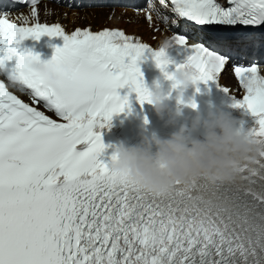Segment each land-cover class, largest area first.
Here are the masks:
<instances>
[{
    "label": "snow or ice",
    "instance_id": "obj_1",
    "mask_svg": "<svg viewBox=\"0 0 264 264\" xmlns=\"http://www.w3.org/2000/svg\"><path fill=\"white\" fill-rule=\"evenodd\" d=\"M24 2L31 14L19 23L0 14V264H264V153L230 183L201 179L157 196L113 177L116 155L102 158L94 131L131 110L132 92L141 106L150 102L138 66L145 53L173 79L165 69L176 47L189 53L177 69L256 117L258 127L241 131L264 146V0H158L159 8L149 0L150 25L155 11L182 30L167 48L118 29L68 34L40 22L39 0ZM193 30L200 42L189 44ZM44 36L63 40L55 86L34 70L39 57L20 47ZM227 68L242 98L220 84Z\"/></svg>",
    "mask_w": 264,
    "mask_h": 264
},
{
    "label": "clouds",
    "instance_id": "obj_2",
    "mask_svg": "<svg viewBox=\"0 0 264 264\" xmlns=\"http://www.w3.org/2000/svg\"><path fill=\"white\" fill-rule=\"evenodd\" d=\"M160 46L167 48V40ZM36 55L39 60L34 70L49 86H55L65 68L53 62L54 55L47 61ZM170 61L175 69L169 73L173 79H166L171 82L169 89L166 91L159 80L154 81L153 87L147 88L150 102L145 103L163 126L171 129L170 133L161 137L155 131L149 132L148 122L144 121L137 143L121 142L115 148L116 159L111 161L110 171L117 180L127 179L157 196L165 195L177 184L190 186L201 179L210 185L230 183L239 175L241 165L256 163L264 146L244 134L241 121L223 107L209 105L201 112L196 103L192 107L194 102H186L185 93L199 82L195 73L177 69L175 61ZM184 109L192 114L186 116Z\"/></svg>",
    "mask_w": 264,
    "mask_h": 264
},
{
    "label": "bare ground",
    "instance_id": "obj_3",
    "mask_svg": "<svg viewBox=\"0 0 264 264\" xmlns=\"http://www.w3.org/2000/svg\"><path fill=\"white\" fill-rule=\"evenodd\" d=\"M64 12H68V10H65V11H63L62 13H64ZM105 12V11H104ZM85 14H84V17H86L87 18V23L85 24V23H83V22H81V21H77L76 22V25L77 26H85V25H89L90 23H93V24H96L97 22H101L102 20H104V17L103 16H101V15H98L97 17H96V14L94 13V12H84ZM92 14V15H91ZM59 17V19L61 20L62 19V15H59L58 16ZM63 18H65V17H63ZM64 21L65 22H69L68 20H66V19H64ZM72 22V18H70V23ZM143 25H144V22L142 23ZM143 28H144V31H143V35L145 36V37H150V35H149V31L146 29V27L145 26H143ZM129 30L130 31H135V29L133 28V27H129Z\"/></svg>",
    "mask_w": 264,
    "mask_h": 264
},
{
    "label": "rangeland",
    "instance_id": "obj_4",
    "mask_svg": "<svg viewBox=\"0 0 264 264\" xmlns=\"http://www.w3.org/2000/svg\"><path fill=\"white\" fill-rule=\"evenodd\" d=\"M84 20H85V19L82 17V18H81V21H84Z\"/></svg>",
    "mask_w": 264,
    "mask_h": 264
}]
</instances>
